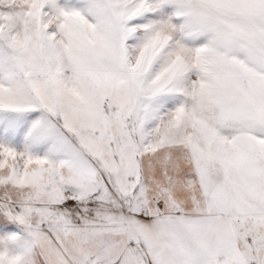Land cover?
I'll use <instances>...</instances> for the list:
<instances>
[{
  "label": "snow or ice",
  "instance_id": "obj_1",
  "mask_svg": "<svg viewBox=\"0 0 264 264\" xmlns=\"http://www.w3.org/2000/svg\"><path fill=\"white\" fill-rule=\"evenodd\" d=\"M0 264H264V0H0Z\"/></svg>",
  "mask_w": 264,
  "mask_h": 264
}]
</instances>
